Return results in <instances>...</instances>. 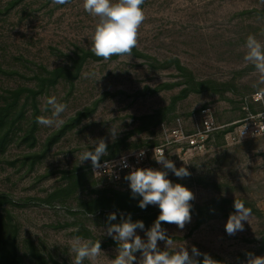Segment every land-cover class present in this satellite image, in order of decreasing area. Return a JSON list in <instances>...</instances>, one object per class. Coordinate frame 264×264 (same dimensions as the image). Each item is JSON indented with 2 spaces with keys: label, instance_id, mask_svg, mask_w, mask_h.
I'll use <instances>...</instances> for the list:
<instances>
[{
  "label": "rangeland",
  "instance_id": "374dc122",
  "mask_svg": "<svg viewBox=\"0 0 264 264\" xmlns=\"http://www.w3.org/2000/svg\"><path fill=\"white\" fill-rule=\"evenodd\" d=\"M142 8L146 19L131 56L105 61L91 52L98 18L83 9V0H0V109L18 93L17 122L0 152V236L14 240L22 264H72L76 237L100 240L95 264H110L118 247L104 234L110 213L116 214L111 223L129 214L143 221L136 233L146 241L159 207L141 209L128 174L114 176L109 167L138 151H144L145 168L167 171L195 196L183 229L161 225L172 240L169 251L186 247L191 255L194 246L201 253L194 259L206 254L217 264L264 256V136L228 145L218 133L200 154L165 141L176 119L191 133L188 117L204 107L218 125L233 123L243 116L244 99L264 89L244 60L250 34L264 43V0H145ZM59 68L68 72L51 80L49 73ZM51 97L67 108L49 127L37 117L52 116ZM100 139L108 154L94 170L80 156ZM158 146L190 175L179 178L157 163ZM115 195L125 203H91ZM235 200L251 215L243 231L229 235L225 224ZM158 248L166 250V242L158 241ZM135 255L138 264L141 253Z\"/></svg>",
  "mask_w": 264,
  "mask_h": 264
},
{
  "label": "clouds",
  "instance_id": "9594fccd",
  "mask_svg": "<svg viewBox=\"0 0 264 264\" xmlns=\"http://www.w3.org/2000/svg\"><path fill=\"white\" fill-rule=\"evenodd\" d=\"M70 0H53L55 4H67ZM145 0H83V9L91 16L98 18L93 34L91 36V52L99 58L108 61L113 56H131L132 50L137 47L139 30L146 19L142 5ZM246 54L244 60L254 66L259 74V85H264V43L256 39L254 35L246 38L244 45ZM264 94V89L261 93ZM47 104L52 108V116L37 117V123L44 126H53L59 123V117L66 110L67 105L57 102L55 97L47 100ZM245 129V128H244ZM241 130V137L244 134ZM113 137L116 135L114 129L111 130ZM107 144L103 139L94 144L93 150L85 151L80 156V163L91 160L93 169L101 167L100 158L106 156ZM144 152L139 153L143 157ZM153 158L163 168L171 170L177 177L183 178L190 175L187 167L177 168L173 161L166 158L163 151L154 149ZM107 165V162H106ZM128 167L126 163L123 165ZM129 182L131 193L135 198L142 197L139 207L145 209L149 205L159 207V215L150 229L146 231L147 240L142 239L136 230L144 229L143 221H132L130 214L119 223H111L116 220V214L108 215L107 236L117 243V254L110 264H136L135 253H141L138 264H200L194 257L201 255L199 250L193 246L192 254L186 247H179L169 251L172 240L166 234V229L162 228V223L174 224L183 229L191 221V201L195 199L194 193L179 183H173L168 179L167 171L153 168H133L124 177ZM235 212L230 214L225 224V231L229 235H234L237 231H243V221H249L251 209L246 208L242 201H234ZM158 241L166 242V250L158 248ZM70 251L74 254L72 264H83L89 260L95 264L102 253L100 240H84L80 237L73 239ZM203 264H217L206 254ZM247 264H264V256H254L249 254Z\"/></svg>",
  "mask_w": 264,
  "mask_h": 264
},
{
  "label": "built area",
  "instance_id": "2783aa9c",
  "mask_svg": "<svg viewBox=\"0 0 264 264\" xmlns=\"http://www.w3.org/2000/svg\"><path fill=\"white\" fill-rule=\"evenodd\" d=\"M243 102V116L228 125H218L210 107H204L190 114L188 123L192 128L191 133H187L184 130V123L181 119H176L175 128L167 133L166 144L180 145L181 149H185L187 153L200 154L206 150V147L218 133L228 145L263 137L264 95L256 93L245 98ZM243 129L244 134L241 137L240 133ZM155 149L164 152L161 146ZM140 152H135L111 163L109 167L116 169L114 176H118L121 173L129 174L133 168H145V154L143 157H139ZM124 163L128 167H124Z\"/></svg>",
  "mask_w": 264,
  "mask_h": 264
},
{
  "label": "trees",
  "instance_id": "16d2710c",
  "mask_svg": "<svg viewBox=\"0 0 264 264\" xmlns=\"http://www.w3.org/2000/svg\"><path fill=\"white\" fill-rule=\"evenodd\" d=\"M83 59H80V61ZM80 61L77 63V66L74 69V74H69L70 77H74L75 74L78 73L80 67ZM179 70H182L180 67H177ZM68 71H65L63 69H55L51 71L49 74L51 75V80H57L59 77L63 76L64 73ZM72 77V78H73ZM186 91H183L182 94H185ZM17 92L13 93V99L10 104H5V107L0 109V152L4 151L6 148V145L9 142V136L10 132L14 128L16 122L13 115L14 106L16 105L18 98H17ZM15 95V97H14ZM17 118L22 117V111H17ZM111 199H105L104 197L97 198L94 203L91 202L93 205H105L108 202H113L115 205H119L120 202H123L124 197L115 195L114 197H110ZM1 202V201H0ZM91 204V205H92ZM90 205V206H91ZM94 209V207H92ZM92 211V210H90ZM159 214L152 215V217H158ZM203 259H200L199 262L203 263ZM0 264H22L21 258L17 255L15 248H14V240L7 241L3 240V237L0 236Z\"/></svg>",
  "mask_w": 264,
  "mask_h": 264
}]
</instances>
